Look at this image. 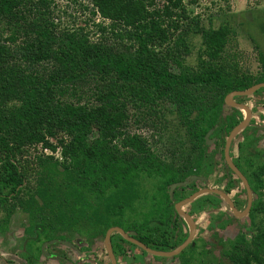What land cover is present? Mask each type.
Instances as JSON below:
<instances>
[{"label": "trees", "instance_id": "trees-1", "mask_svg": "<svg viewBox=\"0 0 264 264\" xmlns=\"http://www.w3.org/2000/svg\"><path fill=\"white\" fill-rule=\"evenodd\" d=\"M89 1L109 21L100 27L107 37L94 43L86 34L60 32L49 22L51 0H0V205L27 212L48 239L67 229L93 242L121 227L154 250L171 251L187 239L166 235L171 226L182 231L174 202L191 195L195 186L176 188L173 199L170 187L192 173L193 163L207 175L202 170L209 169L210 158L201 150L181 170L162 163L145 140L127 132L129 111L176 114L194 145L203 146L216 124L228 125V132L237 122L223 117L225 97L264 82V73L239 78L228 59L234 31L229 23L205 28L190 17L183 0ZM252 20L254 39L264 42V17L253 15ZM192 36L202 38L197 69L184 64L192 53ZM260 61L264 69V55ZM89 84L92 88L83 90ZM39 144L53 152L60 149L64 161L38 159V189L28 194L32 170L22 158L28 147ZM253 160L249 156L250 183L257 193L264 188V164L255 168ZM141 180L156 182L154 196ZM232 189L225 187L227 193ZM235 199L241 201L238 194ZM149 200L152 211L133 218ZM221 202L208 194L191 205L204 212ZM261 211L264 199L259 196L250 215ZM150 214L162 216L163 222L153 224ZM222 222L224 228L230 221ZM257 229L250 242L238 237L226 245L224 255L232 264H264V226ZM125 242L119 234L112 236L115 251ZM37 258L28 263L38 264Z\"/></svg>", "mask_w": 264, "mask_h": 264}, {"label": "rangeland", "instance_id": "rangeland-1", "mask_svg": "<svg viewBox=\"0 0 264 264\" xmlns=\"http://www.w3.org/2000/svg\"><path fill=\"white\" fill-rule=\"evenodd\" d=\"M52 13L48 16L49 22H54L59 26L58 30L62 31H75L80 34H86L88 38L94 43L102 40L107 34H103L100 31V27H107L109 21L104 20L96 11L89 0H51ZM187 8V11L191 18L195 21H200V25L209 28H218L223 23H229L234 30L231 36L227 52L229 54L228 59L234 65V73H238L240 78H257L261 74L262 62L261 56L264 55V42L261 38L254 39V26L252 25L253 15H261L264 17V0H183ZM107 37V36H106ZM109 37V36H108ZM190 45L192 53L186 58L184 64L188 68L197 69L199 64V55L202 52V38L200 36H192L190 39ZM258 45V47H257ZM172 70L175 73H180L179 68L172 66ZM90 85V86H89ZM83 90L89 91L92 85L89 84ZM255 86V85H254ZM253 87V86H252ZM246 99L245 97H243ZM255 99H259L257 95ZM242 99V98H240ZM250 99V98H247ZM261 104V103H260ZM172 105L167 103V108ZM229 112L227 105L223 107ZM262 110V107L260 108ZM129 124L127 126V132L131 135H138L146 141L147 147L153 154H156L160 161L165 164H171L182 169L189 161L193 163L197 157L201 156V150L205 151L206 157L208 156L209 169H203L202 172H208L206 180L199 183L200 187H215L221 189L224 188L226 182L221 183V174L225 173L226 166L222 162L223 158L217 156L216 150L212 146L204 144L203 146H195L194 142L188 137L184 126L181 124V120L176 114L163 113L160 109L154 111L156 116L152 115L150 110L148 113L139 114L135 109L130 111ZM258 114V113H256ZM155 121V122H154ZM153 123H155L153 125ZM264 125V124H263ZM260 136H264V129L260 133ZM54 144H57L56 140L51 139ZM261 146L264 147V138L261 139ZM201 147V148H200ZM262 152V151H261ZM48 157L54 158L59 163L64 160L61 157L60 149L53 152L50 149L45 148L43 145H35L27 148L26 155L22 158V162L29 163L31 166L29 180L31 185L27 187L28 194H33L35 189H38V174L42 171V168L38 165V159H46ZM220 159V160H219ZM261 161L257 164H264L263 157H260ZM195 163H193L195 169ZM61 169V166H59ZM182 182H188L186 186L192 185V177H195V170ZM192 175V176H191ZM42 176V175H41ZM191 176V178H190ZM150 180V179H149ZM141 180L142 184L147 185V193L149 196L155 195V190L151 189L152 184L156 183L152 181ZM195 183V182H193ZM178 184V183H176ZM262 184H264V177ZM27 182H25V186ZM175 185V184H174ZM170 187V197L174 198V186ZM237 192L242 188V184H237ZM259 191L256 199H259V195L264 199V188ZM241 193V192H240ZM25 195V194H23ZM239 195V194H238ZM242 195V193H241ZM211 197V196H209ZM27 198V197H26ZM199 198V197H198ZM243 198V197H242ZM240 199V197H239ZM175 200H173L174 202ZM11 204L13 201L10 200ZM147 208L138 209L135 215L142 219V214H148L151 208V201H148ZM256 202V201H255ZM182 209L193 216L197 222V231L193 243L183 253L185 256H176L171 259L164 257L151 256L144 253V256H133L141 253L137 246L131 242H125L121 248L117 251L118 264H162L166 260L171 261L170 264H232L228 256L224 255V249L230 240H235L238 237H243L247 242H250L253 234L257 233V225L261 223L264 226V212L261 211L254 216L250 213L244 218H236L232 215L230 208L221 202L218 208L210 209L204 212L193 211L191 203L182 207ZM130 215V216H131ZM129 216V217H130ZM153 216V224H160L162 216ZM136 218V216H135ZM211 218L214 220H211ZM229 218V223L223 228V220ZM231 218V219H230ZM233 218V219H232ZM183 219L179 217L177 223L182 224ZM133 221V219H132ZM186 226L183 225V235L189 233L188 221L184 219ZM257 222V225H256ZM27 232L26 230L29 229ZM32 226H35L33 230ZM41 225L36 223L32 225L31 219L27 212L21 209H9L6 210L4 206L0 205V264H29V258L33 257V260L40 256H64L66 260H43L42 264H88L89 261H93L91 254L92 251L97 249V246L102 247V236L95 238L93 242H89L85 238H82L76 233L70 232V230L63 229L58 230L53 234L51 239L41 235ZM166 231V235L178 236L180 228L171 226ZM132 233H135L132 231ZM57 239V243L51 242L46 246L45 251L41 253V246L43 243H47ZM60 240V241H59ZM70 241L74 244L71 249L62 243V241ZM43 248V247H42ZM123 248V250H121ZM73 250V251H72ZM90 250V252H88ZM200 252V256H193L195 252ZM205 253V254H203ZM90 255V256H88ZM105 255V254H104ZM103 256V254H102ZM101 256V257H102ZM104 263L109 264V260L104 256ZM211 262V263H210Z\"/></svg>", "mask_w": 264, "mask_h": 264}, {"label": "flooded vegetation", "instance_id": "flooded-vegetation-1", "mask_svg": "<svg viewBox=\"0 0 264 264\" xmlns=\"http://www.w3.org/2000/svg\"><path fill=\"white\" fill-rule=\"evenodd\" d=\"M261 73H264L263 67H262ZM261 83H264V82H261ZM258 84H260V83H258ZM255 95H257L260 98L259 99H255L254 98ZM226 97H225V105H227V107L229 108V112L226 109L223 108V117L226 118V119H228L229 117L230 118L235 117V118L231 119L230 122L232 124H233L234 120H236L237 122L235 121L236 124L233 125L232 128H231V130L228 131V132H226L228 130L227 129L228 128V125L216 124L214 128H212V129L209 130V132L211 133V135L209 136V140H207L206 139V136H205V140H206L205 143L208 146H212L213 149H215V150L218 148L216 150V152L218 151L217 152V156L220 155L221 156L220 158H223L222 159V162L227 166V168L225 169V173L221 174V176H220L221 179L223 180L221 183L226 182V184H225L224 188L221 186V189H219V190H222L223 192H225L231 198V200L233 201L235 207L239 211L243 212L244 210H246V208L248 206V201H249L247 189L244 186L242 180L228 166V164L226 162V158H225V147H226L227 139L229 138V136L232 133V131L245 120V118L247 116V110L245 108H238V107L229 106L228 104H226ZM240 98H242V99H240ZM245 98L246 99H244L241 96L234 97L235 102H237L239 104H244V105L248 106L251 109V118H250L249 123L244 127V129L241 130L240 132H238V134H236L235 137L233 138L232 143H231V146H230V158L233 161V163L237 166V168L241 171V173L248 180V183H249V185L251 187V190H252V193H253V203H252V206H253V204L255 203V201L257 202L256 196H258V193H256L253 190V188L251 186V183H250V179H251L250 178V176H251L250 170L251 169L249 168L250 163H248V159H249V156H253V159H254L253 161H254V167L255 168L258 165H260V164H257L256 161L259 163L261 161L260 157H263V159H264V147L261 146V139L264 138V136H260V133L262 132V129H264V125H263L264 124V87L263 88H260L257 92H255L254 94H252L250 96H245ZM247 98H250V99H247ZM261 107H262V110H260ZM256 113H258V114H256ZM224 126H226V127H224ZM219 130H221V131H219ZM216 131L223 132V133H221L220 135H217L216 134ZM244 131H247V132L244 133ZM254 138H256V140ZM249 139H251L252 141L249 142ZM258 139H260V140H258ZM248 144H251V145L247 146ZM240 145H242L243 148H248V150L246 151L247 153L245 152V149L243 150L240 147ZM242 166L244 167V169H243ZM194 170H195V177H192L191 178L192 175L190 176L191 180L193 182H195V183L192 182V185L195 186V191L192 194H194L195 192H197V191H199V190H201L203 188L218 189V188H215V187H205V186L204 187H200L199 186V183H197V182L203 183L206 180V176L199 174V171L197 170V168L194 169ZM238 180L241 181V182H239L240 185L242 184V188H241V190L239 192H237V189H236L238 187L236 185L238 183ZM181 183H185V182H179L178 184H181ZM229 185H231V187H233L231 193H227L225 191V187L226 186L228 187ZM180 187H186V185L185 186H180ZM177 188H179V187H177ZM188 189L190 190V188H188ZM240 192L242 193V195H241ZM208 194L217 195L215 193H208ZM208 194H204V195H208ZM237 194H239V197H240V200L241 201H239L237 199L238 202L236 203L235 196ZM191 195H189V196H191ZM189 196H187L186 198H188ZM217 196H219V195H217ZM219 197L229 207L228 203L221 196H219ZM183 200L175 201L174 202V205H173L174 206V209H175V211L177 213V215L179 217H181V218H183V217L177 212L176 206H177V204H179ZM251 209H252V207H251ZM230 210H231V208H230ZM232 215L234 216L233 212H232ZM234 217H236V216H234ZM242 218H244V217H242ZM194 221H195V223L197 225L196 220H194ZM180 225H181V228H183V225L186 226V222L184 221V219H183V223L180 224ZM187 227L189 229V231H188L189 233H187V238H188L191 229H190V225H188ZM179 231H178V235L180 237V235H183V231H181V233ZM196 231H197V226H196ZM107 232H106V234H107ZM128 233L132 237L135 236V234L132 233V232H128ZM106 234L102 237V242H101L102 243L103 250L100 249V246H97V249H95V250L92 251L93 255L91 254L93 261L92 262L89 261L88 264H105L104 263V258H105L104 256H106L108 258L109 264H112L111 257H110V255H109V253L107 251L106 246H105V237H106ZM115 234H118V233H113L111 235V245H112L113 253H114V255L116 257V260H117V256L118 255H117V253L115 251L116 248L113 246V243H112V236L115 235ZM195 236H196V234H195ZM57 241H58L57 239H54V240L49 241V242H52V243L53 242L54 243L56 242L57 243ZM193 241H194V239H193ZM193 241H192V243H193ZM52 243H50V244H52ZM62 243L65 244L66 246L70 247L71 249L74 247V244L72 242H70V241L69 242L68 241H65V242L62 241ZM44 244L45 243H43L42 246H41V249H40L41 250V253L43 252L42 247H43ZM137 248H139V247L137 246ZM88 252H90V250H88ZM102 254H103V256H102ZM142 254L143 253L141 252V253L135 254L133 256H144ZM147 254H149V253H147ZM150 255L151 256H156V255H153V254H150ZM88 256H90V255H88ZM178 256H185V254L182 252ZM193 256H200V252L196 251ZM157 257H159V256H157ZM52 259H56L58 261L59 260L61 261L63 259L66 260V257H64V256H51V255L49 256V254H47L46 256L42 255V256H40V259H39L38 264H42L43 263V260H52ZM167 259L169 260V258H167ZM170 262L171 261H167L166 260L162 264H167V263L170 264ZM117 264H118V260H117Z\"/></svg>", "mask_w": 264, "mask_h": 264}, {"label": "water", "instance_id": "water-1", "mask_svg": "<svg viewBox=\"0 0 264 264\" xmlns=\"http://www.w3.org/2000/svg\"><path fill=\"white\" fill-rule=\"evenodd\" d=\"M263 87H264V83H260V84H257V85H255V86H253L247 90L233 91V92L229 93L228 96L226 97V104H228L229 106L238 107V108H245L247 110V116H246L245 120L232 131L229 138L227 139L226 147H225V158H226V162H227L228 166L242 180L244 186L247 189L249 201H248V206H247L246 210H244L243 212L239 211L235 207L231 198L222 190L203 188V189L195 192L194 194H192L188 198L184 199L183 201H181L176 206L177 212L184 219H186L188 221V223L190 225V229H191L190 234L184 243H182L180 246H178L177 248H175L171 251H158V250H154V249L148 247L144 243L135 239L128 232L124 231L122 228L112 227L108 230L106 237H105V246H106L107 251L111 257L112 264H117V260H116L114 253H113V249H112V245H111V235L113 233L120 234L128 242L135 244L136 246L143 249L145 252H147L149 254H153V255H156L159 257H165V258L171 259L175 256H178L180 253H182L192 243V241L195 237L196 223L194 221L193 216H191L190 214L185 212L181 207L193 202L195 199H197L198 197H200L204 194L215 193V194L221 196L228 203V205L231 208L234 216H236L237 218H242V217H246L249 215V213L251 211L252 203H253V193H252L251 187L248 183V180L241 173V171L237 168V166L233 163V161L230 158V146H231L232 140L235 137V135L238 134V132H240L241 130H243L244 127L249 123L250 118H251V109L244 104H239V103L235 102L234 97H236V96H241V97L250 96V95L254 94L255 92H257L260 88H263ZM210 135H211L210 132L206 135L207 140H209ZM187 184H188V182L181 183V184H175L172 187V189H175L176 187H180V186H185ZM50 243L51 242L44 244L42 249L45 251V247L48 246ZM167 264H169V263H167Z\"/></svg>", "mask_w": 264, "mask_h": 264}, {"label": "clouds", "instance_id": "clouds-1", "mask_svg": "<svg viewBox=\"0 0 264 264\" xmlns=\"http://www.w3.org/2000/svg\"><path fill=\"white\" fill-rule=\"evenodd\" d=\"M188 247H189V246H188ZM188 247H187V248H188ZM187 248H186V249H187ZM186 249H185V250H186Z\"/></svg>", "mask_w": 264, "mask_h": 264}]
</instances>
